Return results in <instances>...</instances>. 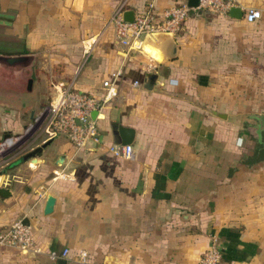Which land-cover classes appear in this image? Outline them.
I'll return each mask as SVG.
<instances>
[{"label": "crops", "instance_id": "0c3cea01", "mask_svg": "<svg viewBox=\"0 0 264 264\" xmlns=\"http://www.w3.org/2000/svg\"><path fill=\"white\" fill-rule=\"evenodd\" d=\"M149 3L161 16L186 0H0V54L34 56L0 66V228L22 220L33 237L0 246V264H199L213 239L221 264H264V0H233L239 19L192 13L154 41L158 60L111 23ZM65 86L104 100L98 142L76 150L44 123L6 157ZM120 126L134 130L129 158L110 150Z\"/></svg>", "mask_w": 264, "mask_h": 264}, {"label": "built area", "instance_id": "2783aa9c", "mask_svg": "<svg viewBox=\"0 0 264 264\" xmlns=\"http://www.w3.org/2000/svg\"><path fill=\"white\" fill-rule=\"evenodd\" d=\"M233 5V0H198L196 7H189L186 3H177L167 8L159 16L154 11L153 4L149 3L143 11L133 16L132 22L124 21L123 9L118 8L112 15L111 23L114 27V35L117 42L124 45L133 43L139 48L141 40L147 34L154 32L177 34L187 18L192 13H195L197 9L226 14ZM260 17L261 12L253 8L248 9L244 14V18L248 22H254ZM103 85L109 88L104 98L111 97L114 94L111 83L104 81ZM134 85L136 86L138 83L134 82ZM103 103L104 100L72 89L70 86L60 89L50 103L49 117L44 122V131L47 139L58 134H65L76 150H88L94 143L98 142L97 115L92 118L91 113L96 111L98 114L102 109ZM38 118H40V115L28 127L31 134L35 131L34 127H36ZM20 142L13 147V150ZM110 150L113 154L125 158H129L132 155L130 145H112ZM61 176L70 178L66 174H61ZM32 243L31 229L22 220H16L9 226L0 228V246L26 251L31 247ZM67 254L68 249H64L62 256ZM81 256L83 257V255ZM221 258L222 247L216 239H213L201 254L199 264H221Z\"/></svg>", "mask_w": 264, "mask_h": 264}, {"label": "water", "instance_id": "95a60500", "mask_svg": "<svg viewBox=\"0 0 264 264\" xmlns=\"http://www.w3.org/2000/svg\"><path fill=\"white\" fill-rule=\"evenodd\" d=\"M186 4L189 7H196L198 4V0H186ZM203 13V10L197 9L195 11L196 15H201ZM229 15L235 18H241L243 13L242 11L237 7H231L228 10ZM123 19L127 22H132L133 20V14L130 11H126L123 13ZM174 34L170 32H154L151 34H147L143 37L139 44V49L148 54L150 57H152L155 60H158V54L156 50L154 49V41L161 37H173ZM156 54V57L152 56L153 54ZM34 59V56L32 54H20V55H3L0 54V66H8V67H28L32 64ZM157 75L155 73L149 74L144 81L143 89L150 90L153 87V84L156 80ZM97 114L96 111H93L91 113V117L94 118ZM224 117V116H223ZM260 120L261 126L264 127V115L258 116ZM264 129V128H263ZM121 145H130L133 137H134V130L127 127L120 126L118 128ZM47 144V143H46ZM44 144V146L46 145ZM41 149L39 147L37 150ZM37 150H34L29 155H34ZM31 166V165H30ZM10 195L9 190L5 187H0V198L3 199L5 197H8ZM55 203V198L51 195H49L46 199L45 206H44V214L51 213L53 210V206Z\"/></svg>", "mask_w": 264, "mask_h": 264}, {"label": "rangeland", "instance_id": "374dc122", "mask_svg": "<svg viewBox=\"0 0 264 264\" xmlns=\"http://www.w3.org/2000/svg\"><path fill=\"white\" fill-rule=\"evenodd\" d=\"M53 70L55 71V73L59 74V72L61 71V68L59 66H54ZM48 117H49V110H48V108H44L43 114L40 115V118H38V121L36 123V127H34L35 131L32 134L29 133L28 136L26 138H24L22 140V142H20L14 150H12L8 155H6V157L11 156L13 154L17 155V154H19V152L22 149L31 145L36 140L37 137H35V136H38V131L40 130V128L44 124V122H46Z\"/></svg>", "mask_w": 264, "mask_h": 264}, {"label": "bare ground", "instance_id": "6f19581e", "mask_svg": "<svg viewBox=\"0 0 264 264\" xmlns=\"http://www.w3.org/2000/svg\"><path fill=\"white\" fill-rule=\"evenodd\" d=\"M153 55L152 56H154V57H156V54H154V53H152ZM157 58V57H156Z\"/></svg>", "mask_w": 264, "mask_h": 264}]
</instances>
